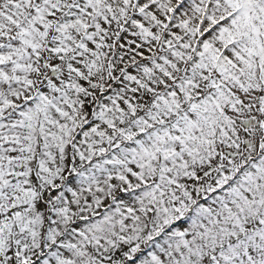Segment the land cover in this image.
Listing matches in <instances>:
<instances>
[{
    "label": "snow or ice",
    "instance_id": "1",
    "mask_svg": "<svg viewBox=\"0 0 264 264\" xmlns=\"http://www.w3.org/2000/svg\"><path fill=\"white\" fill-rule=\"evenodd\" d=\"M0 264H264V0H0Z\"/></svg>",
    "mask_w": 264,
    "mask_h": 264
}]
</instances>
